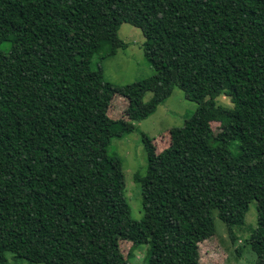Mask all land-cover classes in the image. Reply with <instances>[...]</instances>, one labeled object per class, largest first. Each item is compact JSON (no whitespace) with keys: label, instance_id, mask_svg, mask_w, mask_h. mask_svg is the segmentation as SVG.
I'll list each match as a JSON object with an SVG mask.
<instances>
[{"label":"trees","instance_id":"trees-1","mask_svg":"<svg viewBox=\"0 0 264 264\" xmlns=\"http://www.w3.org/2000/svg\"><path fill=\"white\" fill-rule=\"evenodd\" d=\"M122 23L154 74L118 85L93 60L128 47ZM176 87L197 108L161 152L142 133L133 219L109 147ZM254 200L245 243L264 264V0H0V264H135L120 241L147 245L149 264H204L214 211L237 242Z\"/></svg>","mask_w":264,"mask_h":264},{"label":"rangeland","instance_id":"rangeland-1","mask_svg":"<svg viewBox=\"0 0 264 264\" xmlns=\"http://www.w3.org/2000/svg\"><path fill=\"white\" fill-rule=\"evenodd\" d=\"M118 35L128 44V47L119 49L116 55L104 59H101L98 55L95 56L93 60L94 68H97L98 62L101 63L105 78L118 85L130 84L152 76L154 68L145 58L143 48L145 36L142 30L130 23H122ZM2 49L7 50L8 46L6 44L2 45ZM152 95V92H147L144 100H150ZM116 96H119V94H116ZM218 101L225 105H232L229 97L221 96ZM121 106H124L122 99L114 103L112 111L117 112V108ZM196 108L197 104L187 99L184 91L176 87L171 96L158 106L155 113L146 119L134 122L137 127L135 131L122 138L112 139L109 152L123 158L126 197L130 204L133 219L141 220L144 214L141 186L134 180L135 173L145 174L146 172L147 159L142 133L154 138L157 151L161 152L170 143V131L183 127ZM214 128L216 132H220L223 130V125L215 123ZM213 216L215 234L212 238L200 244L201 261L204 264H255L256 254L251 246L245 243V238L248 237L250 230L257 226V201L254 200L250 203L245 218L246 224L241 230L237 231V242L232 241L228 234L227 225L219 217L217 211H214ZM120 246L125 257L131 256L135 264H149L146 259L147 245H141L133 249L131 242L120 241ZM238 248H240L239 252L237 251ZM7 258L11 263L44 264L15 257L12 252L7 253Z\"/></svg>","mask_w":264,"mask_h":264}]
</instances>
